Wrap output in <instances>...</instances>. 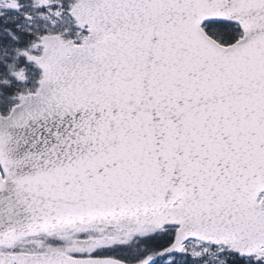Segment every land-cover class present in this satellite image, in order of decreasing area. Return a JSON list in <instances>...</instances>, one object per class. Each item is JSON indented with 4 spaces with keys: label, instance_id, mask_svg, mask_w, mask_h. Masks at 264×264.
Here are the masks:
<instances>
[{
    "label": "snow or ice",
    "instance_id": "obj_1",
    "mask_svg": "<svg viewBox=\"0 0 264 264\" xmlns=\"http://www.w3.org/2000/svg\"><path fill=\"white\" fill-rule=\"evenodd\" d=\"M0 264H264V0H0Z\"/></svg>",
    "mask_w": 264,
    "mask_h": 264
}]
</instances>
